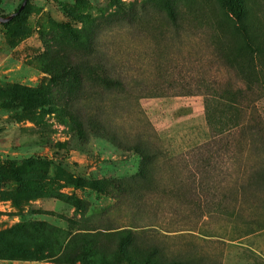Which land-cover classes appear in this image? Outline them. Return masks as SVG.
<instances>
[{"label":"rangeland","instance_id":"rangeland-1","mask_svg":"<svg viewBox=\"0 0 264 264\" xmlns=\"http://www.w3.org/2000/svg\"><path fill=\"white\" fill-rule=\"evenodd\" d=\"M222 1L28 0L0 24V264H84L72 244L83 233L100 234L107 264H128L123 229L192 264H264V99L242 127L209 128L204 93L228 80L209 55L221 32L212 17L184 14ZM23 2L0 0V16ZM86 38L95 74L62 87L50 54L77 60ZM103 68L126 85L105 87Z\"/></svg>","mask_w":264,"mask_h":264},{"label":"trees","instance_id":"trees-1","mask_svg":"<svg viewBox=\"0 0 264 264\" xmlns=\"http://www.w3.org/2000/svg\"><path fill=\"white\" fill-rule=\"evenodd\" d=\"M164 9L174 21L177 17L176 10L171 6H166ZM22 11L10 22L1 25L7 26ZM184 14L200 18L212 17L217 20L221 32V37L210 44L209 55L211 62L218 65L216 70L223 71L221 75L228 76V80L221 85L218 84V88L213 89L211 93H204L207 125L212 130H215L217 125L221 127L218 129H223L225 123H228L230 129L242 127L247 110L250 111V115L256 112V104L264 99V0H223L217 11L188 6ZM66 32L70 39H76V35L71 34L69 30L66 29ZM74 51L79 55L77 60L71 59L67 53L50 54L51 64L59 68L58 71H52L50 75L58 84L63 85L62 87H71L77 80L82 82V71L95 74L93 67L89 65L93 59L95 60L90 40L86 38L83 43L77 44ZM103 70L104 75L101 81L105 87L119 90L126 85L124 77H120L109 68H103ZM195 93L188 92L185 95ZM61 106L66 112H70L69 118H75L76 114L72 111V106L68 101ZM73 121L72 129L79 130L80 121ZM90 125H92L91 122ZM136 149L144 162L151 159L153 153L149 148L137 145ZM147 175V169L140 167L135 177L144 179ZM136 231L123 229L115 232L118 238L117 250L120 260L132 264L137 261L138 257L134 256L136 252L144 256V264H192L187 257L168 258L164 256L154 244L139 246V233ZM99 237L100 234L97 233H83L74 237L75 241L73 240L72 244L80 243L83 250H86L84 254L80 248L76 249L84 264L90 263L87 259L88 254H98L104 264L109 261V250L103 245L101 247Z\"/></svg>","mask_w":264,"mask_h":264},{"label":"water","instance_id":"water-1","mask_svg":"<svg viewBox=\"0 0 264 264\" xmlns=\"http://www.w3.org/2000/svg\"><path fill=\"white\" fill-rule=\"evenodd\" d=\"M28 0H24V2L20 5L19 9L16 12H13L7 16H0V24H5L10 22L20 11H22L26 4H27Z\"/></svg>","mask_w":264,"mask_h":264}]
</instances>
